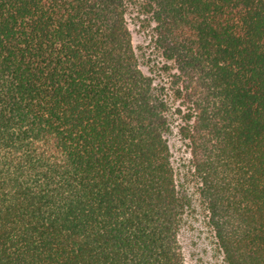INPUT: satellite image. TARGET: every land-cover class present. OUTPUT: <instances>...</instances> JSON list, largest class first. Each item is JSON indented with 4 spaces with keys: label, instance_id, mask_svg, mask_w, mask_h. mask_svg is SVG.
Here are the masks:
<instances>
[{
    "label": "trees",
    "instance_id": "obj_1",
    "mask_svg": "<svg viewBox=\"0 0 264 264\" xmlns=\"http://www.w3.org/2000/svg\"><path fill=\"white\" fill-rule=\"evenodd\" d=\"M131 6L225 263L264 264V0H0V264H186L172 95Z\"/></svg>",
    "mask_w": 264,
    "mask_h": 264
},
{
    "label": "rangeland",
    "instance_id": "obj_2",
    "mask_svg": "<svg viewBox=\"0 0 264 264\" xmlns=\"http://www.w3.org/2000/svg\"><path fill=\"white\" fill-rule=\"evenodd\" d=\"M132 41L145 74L153 79L155 87L163 86L172 95L170 129L165 133L171 150L178 187L185 192L190 206L184 210V220L179 230V240L186 264H226L218 248L213 229L208 224L205 204L198 195L199 178L193 174L189 140L184 136L188 108L177 98L173 100L172 76L175 68L166 62L154 43V22L136 7H129L126 14ZM175 86V85H174ZM180 109V110H178Z\"/></svg>",
    "mask_w": 264,
    "mask_h": 264
}]
</instances>
